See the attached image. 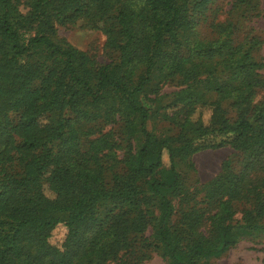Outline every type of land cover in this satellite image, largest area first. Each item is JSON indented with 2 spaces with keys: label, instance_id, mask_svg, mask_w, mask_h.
<instances>
[{
  "label": "trees",
  "instance_id": "1",
  "mask_svg": "<svg viewBox=\"0 0 264 264\" xmlns=\"http://www.w3.org/2000/svg\"><path fill=\"white\" fill-rule=\"evenodd\" d=\"M214 1L0 0V264H143L155 250L168 264H208L237 244L238 230L264 229V195L236 223L232 211L234 200H250L245 178L264 168V97L253 102L264 92L253 55L261 42L237 43L228 22L201 39ZM75 23L103 30L110 64L57 37V25ZM163 84L180 88L166 106ZM146 102L178 109L177 137L148 129ZM207 105L209 127L193 120ZM115 116L138 144L122 159L108 135L92 138ZM227 145L248 163L240 174L226 164L210 185L218 211L200 232L203 211L175 218L184 195L176 159ZM59 225L61 248L50 241Z\"/></svg>",
  "mask_w": 264,
  "mask_h": 264
},
{
  "label": "rangeland",
  "instance_id": "2",
  "mask_svg": "<svg viewBox=\"0 0 264 264\" xmlns=\"http://www.w3.org/2000/svg\"><path fill=\"white\" fill-rule=\"evenodd\" d=\"M237 0H216L206 11L208 17L197 26L201 39L206 38L212 40L218 35V27L220 23L228 22L235 26L234 39L237 43H241L246 36L258 37L261 42L259 47H256L255 59L259 63H264V0H256L250 5L238 4ZM57 37L67 40L73 47L83 51L93 57L99 64H110L115 57L110 54L107 48V35L101 28L86 27L82 23L72 25H57ZM33 33L24 35V39L28 40ZM264 77V70L260 71ZM180 90L175 84L161 85L160 96L163 105L166 106L170 101V96ZM154 98V96L152 95ZM264 92L259 91L253 97L254 104L263 100ZM213 101H218V95L215 93ZM148 107H151L152 117L148 123V129L159 137H177L181 131L180 123L181 116L177 120H172L173 114L178 112V109L172 105L167 109L161 108L156 112L158 103L146 102ZM227 107V103L224 104ZM196 115L193 120L201 118L209 127L212 123L213 108L211 105L197 107ZM225 109V108H224ZM235 114L229 112V117H234ZM116 120L112 123L98 127L95 131L97 134L92 138H99L101 135H108L112 143L116 144V154L119 159H122L130 149L129 144L133 146V151L137 150L138 144L136 141L129 139V130L120 120L119 116L114 117ZM230 165V169L235 173L240 174L248 163V156L244 151L236 150L232 146L227 145L218 149H206L199 151L193 155L184 158L176 159V170L182 177L184 195L175 200L176 213L175 218L179 221L182 211H203V221L200 223V232H208L210 230L212 216L215 211H218V204L207 201L210 185L224 171L226 164ZM164 165H169L168 154L164 153ZM243 184V195H248V202H240L234 200L232 211H237L235 223L241 220L244 211H251L257 196L264 195V168L254 171L251 175L245 178ZM47 195H51L50 191L46 190ZM242 195V196H243ZM264 198V197H263ZM148 236L152 234L149 230ZM67 236L66 227L59 225L53 232L51 243L59 248ZM237 244L223 254L219 258L208 260V264H264V229L260 230H238ZM143 264H168L167 259L163 257L160 251L155 250Z\"/></svg>",
  "mask_w": 264,
  "mask_h": 264
}]
</instances>
